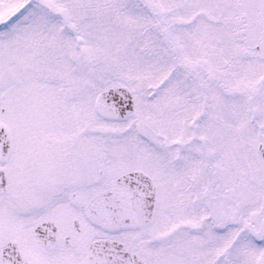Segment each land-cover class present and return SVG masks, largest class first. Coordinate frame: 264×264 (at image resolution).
Here are the masks:
<instances>
[{"label":"snow or ice","instance_id":"1","mask_svg":"<svg viewBox=\"0 0 264 264\" xmlns=\"http://www.w3.org/2000/svg\"><path fill=\"white\" fill-rule=\"evenodd\" d=\"M0 264H264V0H0Z\"/></svg>","mask_w":264,"mask_h":264}]
</instances>
